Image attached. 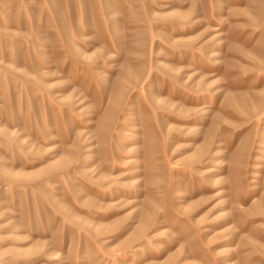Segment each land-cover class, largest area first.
<instances>
[{"label": "rangeland", "instance_id": "rangeland-1", "mask_svg": "<svg viewBox=\"0 0 264 264\" xmlns=\"http://www.w3.org/2000/svg\"><path fill=\"white\" fill-rule=\"evenodd\" d=\"M0 264H264V0H0Z\"/></svg>", "mask_w": 264, "mask_h": 264}]
</instances>
